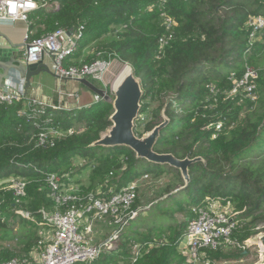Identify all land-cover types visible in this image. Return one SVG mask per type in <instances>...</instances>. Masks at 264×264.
I'll return each mask as SVG.
<instances>
[{
    "label": "trees",
    "instance_id": "1",
    "mask_svg": "<svg viewBox=\"0 0 264 264\" xmlns=\"http://www.w3.org/2000/svg\"><path fill=\"white\" fill-rule=\"evenodd\" d=\"M56 1V7L30 13L31 38L59 29L77 32L83 25L77 49L64 60L65 66H81L98 55L132 65L144 89L136 133L143 136L162 123L166 106L170 123L162 129L155 151L179 159L201 156L204 161L190 165L191 180L184 187L186 182L174 167L138 158L125 146L93 145L112 125L114 107L106 99L69 110L34 104L27 116L18 115L27 99L13 104L0 101V181L17 178L26 183V196L21 198L14 196L13 189L2 190L0 205H15L43 224L42 210L55 209L48 187L53 173L65 184L74 183L78 196L92 192L108 198L146 175L169 172L179 178L181 188L169 186L167 193L179 189L148 208L140 205L138 194L132 205L138 214L128 225L141 217L137 227L146 232L132 235L123 229L100 264H185L179 241L195 216L194 209L213 201L233 207L240 222L232 243L207 249V257L239 260L249 253L238 243L264 232V27L251 40L248 21L264 16V0ZM163 12L174 21L170 29ZM161 37L169 40L164 48ZM89 50L91 55L84 60ZM246 65L259 72L254 95L229 96L233 74L241 77ZM52 127L64 134L52 138L53 145H38L40 134ZM83 173L88 176L86 184ZM19 216L23 225L32 224ZM4 225L0 218V228ZM37 229L20 232L25 235L20 249L1 248L0 263L24 258L40 245ZM237 246L241 249L233 254L225 252Z\"/></svg>",
    "mask_w": 264,
    "mask_h": 264
},
{
    "label": "built area",
    "instance_id": "2",
    "mask_svg": "<svg viewBox=\"0 0 264 264\" xmlns=\"http://www.w3.org/2000/svg\"><path fill=\"white\" fill-rule=\"evenodd\" d=\"M162 1L165 3L167 0ZM58 5L56 0L43 2L38 0H0V23L22 21L28 24L29 15L32 11L41 7L53 8ZM162 16L165 26L170 29L174 21L165 12L162 13ZM248 25L252 28L250 34L252 40L256 32L264 27V16L250 17ZM83 29V25L79 27L77 32L73 31V33H70V30L59 29L34 39L26 30L24 60L33 64L40 62L49 55L55 62L56 73L60 79L88 78L99 87L103 84L106 86L105 76L109 72L114 58H98L91 62H85L81 66L70 65L66 67L64 64V60L76 51L78 38L81 37ZM159 42L161 48H164L169 40L166 37H161ZM258 78V70L246 65L241 77H236L233 74V87L229 96L242 93L245 96H253ZM103 89L109 95L107 88ZM68 95L75 97L77 94L69 93ZM21 99H26L24 82L19 89L13 86L11 80H7L5 86L0 87V101L13 104ZM101 99L99 95H95L96 102ZM34 104L40 105L41 108L71 109L67 106L50 105L38 100L28 101L29 108ZM28 107L25 106L18 115L27 116ZM61 135L63 132L53 127L44 130L39 136L38 145H53L54 139L52 138ZM148 177L146 175L143 179ZM139 181L123 187L108 198L97 197L92 192L81 197L78 196L77 186L74 183L65 184L59 174H51L48 178L49 196L55 202V209L51 211L42 210L43 224L48 226L51 234L49 241L32 248L24 258L16 257L0 264H88L96 260L103 252L113 248L111 243L123 231L124 226L137 216L138 211L132 209V205L139 194ZM0 182H10L16 197L26 196V183L23 180L8 178ZM77 201H85V203L77 207L75 205ZM228 206L230 207V205ZM194 210L195 216L189 220L186 233L179 241L178 248L186 259L185 264H217L215 260L207 257L206 250H216L220 246L232 243V234L240 221L231 209L224 210L219 201L210 202L208 205ZM27 216L30 214L27 213ZM99 222H108L109 227L114 228L111 237L102 241H98L96 238ZM252 238L243 243H238V246L246 253L254 245ZM136 247L138 249L136 252L139 254L141 245ZM258 247L260 252L264 251V245L258 244Z\"/></svg>",
    "mask_w": 264,
    "mask_h": 264
},
{
    "label": "water",
    "instance_id": "3",
    "mask_svg": "<svg viewBox=\"0 0 264 264\" xmlns=\"http://www.w3.org/2000/svg\"><path fill=\"white\" fill-rule=\"evenodd\" d=\"M74 30H70L73 33ZM25 44L12 46L0 43V87H4L9 79L20 77L24 81V88L27 93L28 88L32 86L31 79L42 72L55 74L45 63H40L36 68L27 63L23 57ZM54 55V54H52ZM128 74L123 78L117 77L113 92L115 97L112 99L107 95L104 89L88 78H79L78 82L82 83L86 89H90L99 95L102 99L112 101L114 112L110 116L111 127L104 132L99 140L93 145L104 147L125 146L132 149L138 158L146 159L148 162L157 164H166L180 171L187 187L191 180L190 165L196 161H204L201 156L184 159L177 158L171 153H158L154 146L157 143L161 131L170 123L165 114V107L162 111L164 121L155 126L146 135L139 136L135 131L136 121L139 118L142 109V98L144 89L141 80L135 75L132 65L127 64ZM120 75V74H119ZM119 78V79H118ZM68 80V79H67ZM19 214L26 216L25 210H20ZM252 243L264 245V235L255 238Z\"/></svg>",
    "mask_w": 264,
    "mask_h": 264
},
{
    "label": "rangeland",
    "instance_id": "4",
    "mask_svg": "<svg viewBox=\"0 0 264 264\" xmlns=\"http://www.w3.org/2000/svg\"><path fill=\"white\" fill-rule=\"evenodd\" d=\"M95 50V48H94ZM98 55V58H101V56ZM93 60V59H92ZM88 62H90L89 60H87ZM127 64L119 61L118 59H112V66L109 70V72L106 74L105 76V84L101 85L100 88H107V90L109 91L108 94L110 95V97H112L111 100H113V98L115 97V94L113 92V88H114V81L115 79L118 77V75L120 74L121 70L123 69V67H125ZM102 88V89H103ZM74 98V97H72ZM96 102V101H95ZM52 105V104H50ZM26 106L28 107V102H26ZM40 106V105H38ZM64 107V105H63ZM29 109V107H28ZM143 127V125H142ZM107 132V131H106ZM64 134V133H63ZM147 134V133H146ZM144 134V135H146ZM81 176V180L84 181V183L86 184L87 182V173H83ZM157 175H152L151 177L145 178V179H141L138 182V191H139V199H140V205L148 208L151 205H155L157 204V202H162L165 199H168L170 197V195L174 192H176L179 188H181V182L179 180L178 177H176L174 174L172 173H164V174H160L156 177ZM11 183L10 182H6V183H2L0 182V192L4 189H12L11 188ZM178 186L179 188L175 189L174 191H172L171 193H167V189L169 186H171V188ZM183 187V186H182ZM14 196L15 193H14ZM18 200V199H17ZM85 203V202H84ZM168 203H164L163 206H167ZM221 204V203H220ZM222 205V204H221ZM223 206V205H222ZM0 218H2V221L5 222L4 227L0 228V249L4 248L6 246H11V247H17V248H21L22 244V240H25V235L23 233L20 232H25L27 229L29 228H35V226L38 227V236L39 238L42 240V243H46L47 241H49L50 238V231L48 228L44 227V225L41 222H38V218L35 216H23L24 218H27V220H29L30 222H32V224L28 223V227L26 225L22 224V219L19 216V211L20 210H24V209H17L16 206L14 205L13 208L9 207L8 205H0ZM144 208V209H145ZM233 207H229V206H223L224 210H229L231 209L233 212ZM16 212V214H14ZM18 214V215H17ZM238 216V215H236ZM38 223V225H37ZM141 223V217L135 219L131 225L126 224L124 226V229L131 232L132 235L133 234H137V233H143L146 232L145 228L142 227H137L138 225H140ZM114 228L113 227H109L108 222H99L97 225V229H96V238L98 241H102L105 240L109 237H111L112 233H113ZM15 232H18L19 234L17 235ZM8 235L7 238H3L1 236H5ZM264 235V232H261L260 234L253 236V239L261 237ZM36 246V245H35ZM112 247L116 246V242H112L111 243ZM238 247V246H237ZM241 248H236V247H230L228 249L225 250L226 253L228 254H233L235 251L240 250ZM109 253V251L107 250L104 254H102V256H100V258L98 259V262H96V264H100L104 262V255H107ZM229 261L228 263L230 264H236V260L230 259L227 260ZM246 263L245 264H253V263H257L258 264H264V251L260 252L259 251V247L258 244H255L253 246L250 247L249 249V255L247 257V259H245Z\"/></svg>",
    "mask_w": 264,
    "mask_h": 264
},
{
    "label": "crops",
    "instance_id": "5",
    "mask_svg": "<svg viewBox=\"0 0 264 264\" xmlns=\"http://www.w3.org/2000/svg\"><path fill=\"white\" fill-rule=\"evenodd\" d=\"M28 24L18 21L15 23H0V43L11 44L12 46L24 44V36ZM91 55V51H86L84 60ZM40 63H45L54 73H56L55 62L52 57L45 56L40 62L30 64L36 68ZM16 89L21 88L23 79H9ZM23 81V82H22ZM32 86L26 93L27 102L38 100L52 105L67 106L71 109L89 106L94 103L96 93L74 79H60L59 76L49 72H42L31 79ZM60 91L62 92L60 94ZM64 92H66L64 94ZM69 93L77 94L74 98L69 97ZM249 253L236 260V264H245ZM217 264H230L227 260H215ZM253 264H257L256 262Z\"/></svg>",
    "mask_w": 264,
    "mask_h": 264
},
{
    "label": "bare ground",
    "instance_id": "6",
    "mask_svg": "<svg viewBox=\"0 0 264 264\" xmlns=\"http://www.w3.org/2000/svg\"><path fill=\"white\" fill-rule=\"evenodd\" d=\"M128 72H129V69L125 66V67H123V69L121 70V72H120V75H118L119 76V78H123L126 74H128ZM118 78V79H119ZM117 79V78H116ZM115 79V81H118V80H116ZM114 81V86H115V82Z\"/></svg>",
    "mask_w": 264,
    "mask_h": 264
}]
</instances>
